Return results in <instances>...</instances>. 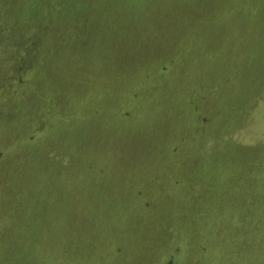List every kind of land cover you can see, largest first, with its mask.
I'll return each instance as SVG.
<instances>
[{
  "label": "rangeland",
  "instance_id": "rangeland-1",
  "mask_svg": "<svg viewBox=\"0 0 264 264\" xmlns=\"http://www.w3.org/2000/svg\"><path fill=\"white\" fill-rule=\"evenodd\" d=\"M0 264H264V0H0Z\"/></svg>",
  "mask_w": 264,
  "mask_h": 264
}]
</instances>
